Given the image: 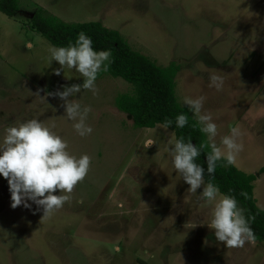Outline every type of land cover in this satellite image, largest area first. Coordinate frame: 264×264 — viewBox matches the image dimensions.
<instances>
[{
    "label": "rangeland",
    "instance_id": "374dc122",
    "mask_svg": "<svg viewBox=\"0 0 264 264\" xmlns=\"http://www.w3.org/2000/svg\"><path fill=\"white\" fill-rule=\"evenodd\" d=\"M39 7L65 22L99 21L157 65L178 63L177 102L205 98L202 112L216 123L222 150L220 138L239 128L243 149L234 166L254 175L253 197L264 209V0H19L16 15L0 12V138L6 127L37 118L67 141L70 154L91 159L70 200L44 218L35 204L10 207L0 177V264H264L262 242L225 248L203 221L206 210L175 204L174 133L137 128L116 107L118 95L133 92L130 83L100 72L96 96L82 89L70 97L91 107L92 133H75L63 101L45 93L82 78L68 69L55 74L54 60L48 65L52 45L28 20ZM210 73L222 77L220 91L209 87ZM148 138L156 143L144 149Z\"/></svg>",
    "mask_w": 264,
    "mask_h": 264
},
{
    "label": "clouds",
    "instance_id": "9594fccd",
    "mask_svg": "<svg viewBox=\"0 0 264 264\" xmlns=\"http://www.w3.org/2000/svg\"><path fill=\"white\" fill-rule=\"evenodd\" d=\"M24 46L32 48L30 42ZM47 53L48 65L53 60L60 65L55 74L59 75L61 70L68 69L82 78L80 84L64 86L63 90L46 92L45 95L55 96L63 101L66 119L72 121V128L78 136L86 137L93 131L86 123L91 107L82 106L69 98L76 96L82 89L91 92L93 96L98 94L96 79L100 72H108L112 62L111 52L107 49L95 50L91 37L80 32L74 42H69L67 46H49ZM208 80L209 87H214L217 91L222 89V77L210 73ZM204 99L203 96H184L181 97V104L195 118L192 127L198 128L206 141L197 147L191 139L186 141L184 137L177 138L169 141L171 147H168V155L171 157L172 169L189 185L187 191L197 194V200L214 202L207 226L214 230L216 240L222 242L225 248H243L246 243H255L250 227L253 217L245 218L244 209L238 206L234 196L226 194L217 199L219 188L211 182L205 184V168L196 163L197 157L207 148L209 151L205 154V163L209 175L215 172L218 162H222L223 166L235 165L236 156L243 149L239 142L241 132L236 126L230 127L229 134L220 138L222 150L215 140L216 123L210 114L202 112ZM174 123L176 128H184L188 123V116L180 113L176 115ZM172 124V120H166L159 127L168 129ZM52 127L32 118L6 127L0 138V177L7 180L10 207L15 209L22 205L31 209L32 204H35L37 210H42L41 218L52 215L70 200L74 186L87 175L91 159L87 154L79 157L70 154L67 151V141L52 131ZM154 143V139L148 138L143 141L142 146L147 149ZM197 189L202 190L197 193ZM57 190L59 194H54Z\"/></svg>",
    "mask_w": 264,
    "mask_h": 264
},
{
    "label": "trees",
    "instance_id": "16d2710c",
    "mask_svg": "<svg viewBox=\"0 0 264 264\" xmlns=\"http://www.w3.org/2000/svg\"><path fill=\"white\" fill-rule=\"evenodd\" d=\"M18 1L0 0V12L7 16L16 15L20 11ZM28 20L31 28L52 46H67L69 42L75 41L78 33L84 32L91 37L95 50H109L112 62L106 73L122 78L133 88L131 94L118 95L115 105L130 116L135 127L153 128L166 120H172L173 124L168 129L174 133L175 139H191L197 147L206 141L198 128L192 127L195 119L187 107L181 106L174 95V79L180 69L178 63L157 65L147 56L132 50L117 30L109 29L99 21L65 22L40 7L32 12ZM180 113L188 116V123L184 128L175 127V117ZM207 151L209 149L205 148L196 159V163L205 168L204 182L215 184L222 196L227 194L235 197L238 206L244 209L245 218L253 217L250 227L255 242L264 244V211L256 205L253 197L254 175L247 174L234 165L223 166L222 162H218L215 172L209 175L205 163ZM260 172H264V166L260 168Z\"/></svg>",
    "mask_w": 264,
    "mask_h": 264
},
{
    "label": "crops",
    "instance_id": "0c3cea01",
    "mask_svg": "<svg viewBox=\"0 0 264 264\" xmlns=\"http://www.w3.org/2000/svg\"><path fill=\"white\" fill-rule=\"evenodd\" d=\"M157 125H160V124H157ZM170 164H171V160H170ZM169 168L172 174L177 176V178L174 180L175 183H178L179 186H181L180 191L178 190V193H179L178 201L175 204L178 205L179 208L181 207L182 209H184V211L189 210V208H191L192 210H194V213H197V214H199L198 213L199 211L206 210V212H203L202 214H204V218H205L203 221H205L207 225V223H209L211 219V217L209 218L208 215L212 213L214 202H205L204 200H197V194H191L187 191L189 185L186 184L183 181V179L179 177L178 174H176L175 170L172 169V165H169ZM199 192L200 191L197 190V193ZM189 211L191 212V210ZM181 223L183 224L185 223V221L181 220V222H179L178 224H181ZM208 229L210 230V228Z\"/></svg>",
    "mask_w": 264,
    "mask_h": 264
}]
</instances>
